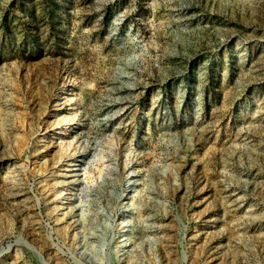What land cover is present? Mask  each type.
I'll use <instances>...</instances> for the list:
<instances>
[{"label":"rangeland","instance_id":"1","mask_svg":"<svg viewBox=\"0 0 264 264\" xmlns=\"http://www.w3.org/2000/svg\"><path fill=\"white\" fill-rule=\"evenodd\" d=\"M0 264H264V0H0Z\"/></svg>","mask_w":264,"mask_h":264},{"label":"bare ground","instance_id":"2","mask_svg":"<svg viewBox=\"0 0 264 264\" xmlns=\"http://www.w3.org/2000/svg\"><path fill=\"white\" fill-rule=\"evenodd\" d=\"M138 169V168H137ZM134 170V173H132L131 174V177H130V181L133 179V178H135L136 176H138V172H139V170ZM136 184V181L134 180V181H132V182H129V185L131 186V187H133L134 185Z\"/></svg>","mask_w":264,"mask_h":264}]
</instances>
